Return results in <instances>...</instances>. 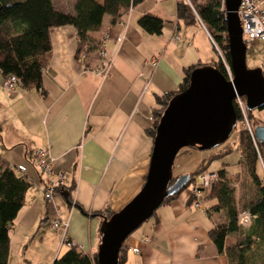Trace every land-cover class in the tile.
<instances>
[{
	"label": "crops",
	"instance_id": "0c3cea01",
	"mask_svg": "<svg viewBox=\"0 0 264 264\" xmlns=\"http://www.w3.org/2000/svg\"><path fill=\"white\" fill-rule=\"evenodd\" d=\"M178 1L141 0L113 24L109 15L102 17L100 29L90 36L104 42L112 58L104 77L91 70L100 63L95 53L89 54L88 67L75 56L71 25L48 30L50 51L41 75L44 95L34 88L8 91L0 74V158L29 182L24 202L8 229L6 264H51L67 248L60 242L61 232L48 227L52 208L39 190L33 149L47 150L63 172V188L70 187L69 202L57 193L53 204L67 223L66 236L89 256L96 252L103 218V213L93 212L118 211L142 186L152 147L146 130L153 122L152 111L159 108L156 98L177 89L184 68L216 61L205 27L196 19L186 23L176 16ZM256 2L264 9V0ZM72 4L73 0H52L53 7L62 12H72ZM146 13L161 20L159 34L146 33L137 25V19ZM245 62L248 68H259L264 78V40H256L246 49ZM255 110H251L253 128L264 125V108ZM232 147L231 152L213 159L217 167L211 171L223 169L231 185L238 188L235 178L239 182L246 173L236 142ZM189 148L176 155L190 153V163L184 167L180 160L176 175L191 172L201 160L205 164L212 153L197 154ZM261 162L256 163L257 175ZM208 193L203 190L199 208L191 203L189 188L158 206L124 239L122 264H228L207 234L226 221L223 209H211L216 200ZM236 193L237 189L236 208L244 211ZM235 239L233 233L228 234L224 247H232ZM262 251L263 247L257 249Z\"/></svg>",
	"mask_w": 264,
	"mask_h": 264
},
{
	"label": "trees",
	"instance_id": "16d2710c",
	"mask_svg": "<svg viewBox=\"0 0 264 264\" xmlns=\"http://www.w3.org/2000/svg\"><path fill=\"white\" fill-rule=\"evenodd\" d=\"M140 1L73 0L72 12H62L53 7L52 0H0V74L4 79L8 76L17 79V87L34 88L41 95H44L41 75L47 65V57L50 51L49 28L71 25L76 37L75 56L84 63L85 67H88L89 54L96 53L101 44L100 41L93 40L90 33L100 29L102 17L109 15L110 23L113 24L130 7L137 5ZM188 1L191 7L185 0L177 2L176 16L186 23L193 22L194 19L201 23L221 49L224 60L228 64L225 12L222 0ZM137 25L146 33L159 34L162 22L158 17L146 13L137 19ZM201 65L197 63L184 68L177 89L156 98L159 108L152 111L153 122L150 128L146 130L147 135L151 138H153L158 117L167 101L186 87L189 72ZM211 65L227 78L225 68L220 61H215ZM262 108L264 106L260 109ZM235 114L237 122H240L241 115L236 107ZM247 118L252 119L251 110H247ZM236 135L235 142L240 153L239 162L243 165L244 171L256 191L254 198L240 205L241 210L249 213L251 225L248 231L241 230L237 225L236 216L239 211L236 208L234 187L226 178L224 170L219 169L216 171L219 176L218 179L207 188L208 197L216 200V204L211 209L215 211L224 210L226 221L211 227L207 234L216 252L225 254L228 264H253L251 259L255 255H260L257 249L259 250L264 245V181L261 180V172L256 174L257 160L259 157L264 160V142L254 141L249 133L241 128V125H239ZM217 147L219 151L210 154L206 163L231 152L233 149L231 144L225 142ZM217 147L212 149H217ZM206 163L201 162L195 170L186 173L187 178L183 186L178 191L166 196L161 204L169 202L182 190L192 185L197 175L206 170ZM178 176L172 175L170 182L172 183ZM28 186L29 182L22 175H18L8 162L0 158V264H6L8 229L24 202V193ZM61 187L56 190V193L61 195V192L66 190L65 199L69 202L68 189L70 187L68 186L66 189L63 188V185ZM112 213L93 212L94 215L102 214V217L106 218ZM230 233L236 236L235 244L230 248H225L224 239ZM117 258L118 264L124 262V242L119 248ZM51 264H95V253L93 256H89L82 253L77 247L71 246L59 254Z\"/></svg>",
	"mask_w": 264,
	"mask_h": 264
},
{
	"label": "water",
	"instance_id": "95a60500",
	"mask_svg": "<svg viewBox=\"0 0 264 264\" xmlns=\"http://www.w3.org/2000/svg\"><path fill=\"white\" fill-rule=\"evenodd\" d=\"M239 2L223 0L231 78L227 79L211 64L197 66L189 72L186 87L167 101L155 125L142 186L118 211L102 218L95 264H118L124 239L152 215L166 196L183 186L186 174L170 182L174 158L182 148L205 151L228 139L237 122L236 97L243 98L247 110L264 106L262 73L245 64L246 47L237 14ZM253 134L256 141L264 142V125H255ZM61 195L65 198L67 191Z\"/></svg>",
	"mask_w": 264,
	"mask_h": 264
},
{
	"label": "built area",
	"instance_id": "2783aa9c",
	"mask_svg": "<svg viewBox=\"0 0 264 264\" xmlns=\"http://www.w3.org/2000/svg\"><path fill=\"white\" fill-rule=\"evenodd\" d=\"M186 3L191 7L188 0H185ZM223 4V0H222ZM237 14L240 21L241 32H242V41L246 49L252 45L256 40H264V9L261 5L256 2V0H240ZM205 29V28H204ZM206 30V29H205ZM208 39L213 47V49L218 53L219 50L216 43L213 41L210 34L206 31ZM176 37V36H175ZM120 40V37L119 39ZM96 57L100 60L99 65L92 67V72H96L101 76H105L108 72V68L112 62L111 56L106 52L104 42L100 44L98 50L96 51ZM224 62V60L222 59ZM226 74L231 76L229 66L226 62L223 63ZM18 80L13 76H8L3 81V87L8 91H13L17 87ZM234 106L239 111L241 115L240 125L241 128L245 129L252 139L255 141L253 134V122L251 119L247 118V109L244 105L243 98L236 97L234 99ZM32 163L35 166L37 172L40 176L39 190L42 195V198L48 202L52 208V217L48 222V227L50 230H58L61 232L60 242L65 247L75 246L78 249H81V246L74 243L70 240L66 234L67 223L62 220L58 214L57 207L53 204V198L57 194L56 190L62 188L64 181V174L62 171L56 168L54 160L49 156L47 150L42 148H35L31 152ZM259 161L261 159L259 157ZM261 167L263 171V176L261 180L264 181V165L261 162ZM218 174L216 171H202L195 178L192 185L188 186L190 192L191 203L194 207L199 208L201 206L200 199L202 196L203 190L209 188L212 182H215L218 179ZM236 223L242 229H247L251 223V217L247 211H239L236 216ZM146 240V237H143ZM136 251V249H133Z\"/></svg>",
	"mask_w": 264,
	"mask_h": 264
},
{
	"label": "rangeland",
	"instance_id": "374dc122",
	"mask_svg": "<svg viewBox=\"0 0 264 264\" xmlns=\"http://www.w3.org/2000/svg\"><path fill=\"white\" fill-rule=\"evenodd\" d=\"M212 46V45H211ZM218 46V45H217ZM218 50H219V53L221 56L218 55V53L215 51V55H216V62L217 61H220L222 64L225 62L224 60V57H223V53L221 51V49L218 47ZM222 59L224 60V62L222 61ZM246 64V62H245ZM224 66V65H223ZM247 66V64H246ZM248 67V66H247ZM231 75V74H230ZM231 76H229L227 74V79H230ZM258 110H253V113H256ZM239 128V122H237V127L231 132V134L229 135L228 139L226 141H230L228 144H231L232 146L235 145V138H236V134H237V130ZM225 141V142H226ZM188 148V147H186ZM220 148V147H219ZM235 148V147H234ZM190 149V148H189ZM192 149V148H191ZM190 149V150H191ZM188 150V149H186ZM218 147L217 149H211V150H205V151H196V149L194 151H190V152H196L197 154H202L205 153V152H212L211 154H213L214 152H218ZM190 153H182L181 155H178L174 158V161H173V165H172V175H176L175 172L178 171V167H179V164H180V160H182L183 162L182 163V166L185 167V165H187V162L189 161L187 158L190 156L188 155ZM209 157V156H208ZM261 159V158H260ZM262 163L264 164V160L262 159L261 160ZM202 162V160H201ZM201 162L198 163V166L201 164ZM190 163V161H189ZM257 163L259 164V160H257ZM217 161L216 160H212L210 162V164L208 165V168L206 169L207 171H211L212 169H215L217 166ZM257 164V170L259 171V166ZM197 166V167H198ZM188 167V166H187ZM184 168L185 169H188V168ZM197 167H195L194 169L191 170V172L193 170H195ZM233 169H237L236 168V165H232L231 166ZM210 169V170H209ZM261 169V173L263 174V171H262V167L260 168ZM206 170H203V171H206ZM260 172V171H259ZM244 175V174H242ZM263 176V175H262ZM236 182L239 184L238 185V188L237 187H234V190L237 189V200L239 201V205H241V203L243 202H246L247 200L249 199H252L254 196H256V192L254 190V188H252V183L250 181V179L247 177V175H244V177L242 176L241 177V180H239L238 182V176L235 178ZM206 189V188H205ZM202 198V197H201ZM46 225V224H45ZM38 245H36V254L39 255V251L40 249L37 247ZM12 253L14 254V248L12 249ZM22 262V261H21ZM251 262L253 264H262L264 262V245H263V251L260 255H255V257H253V259H251Z\"/></svg>",
	"mask_w": 264,
	"mask_h": 264
}]
</instances>
